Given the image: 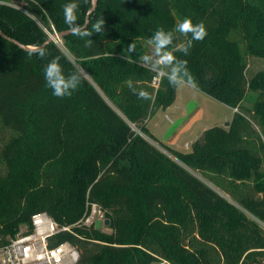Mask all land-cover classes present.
<instances>
[{
  "label": "trees",
  "instance_id": "obj_1",
  "mask_svg": "<svg viewBox=\"0 0 264 264\" xmlns=\"http://www.w3.org/2000/svg\"><path fill=\"white\" fill-rule=\"evenodd\" d=\"M69 2L25 5L39 22L63 31ZM77 2V23L87 17L92 35L66 33L64 45L121 113L57 43L46 41L32 16L0 4V29L30 46L0 34V242L29 226L35 212L71 225L87 201H96L110 232L74 226L76 235H59L79 248V264H264V228L245 213L264 223V67L247 77L245 59H264V0H95L89 12L92 0ZM177 18L207 29L188 55L173 49L190 36L176 33L168 49L188 61L200 90L233 107H242L249 91L256 96L243 108L250 115L235 111L227 127L206 128L189 150L160 144L243 210L131 125L151 138L149 117L174 99L176 88L166 78L153 82L156 74L140 57L151 54L154 32L174 30ZM100 19L104 28L95 33ZM54 57L65 75L81 76L69 97H54L47 86L44 69ZM129 79L152 99H138Z\"/></svg>",
  "mask_w": 264,
  "mask_h": 264
},
{
  "label": "clouds",
  "instance_id": "obj_2",
  "mask_svg": "<svg viewBox=\"0 0 264 264\" xmlns=\"http://www.w3.org/2000/svg\"><path fill=\"white\" fill-rule=\"evenodd\" d=\"M95 4V0H92ZM79 3L77 0H71L63 6L64 22L68 26L69 31L81 39H85L92 35L85 27L77 23ZM105 25L104 19L98 20L93 25V31L100 33ZM179 33L184 37H189L186 42L175 45L173 51H180L184 55L189 54V49L194 41H203L207 36V29L203 22L194 24L190 18H185L178 23L174 30L165 31L164 28L157 29L154 34L147 40V44L152 47L151 54H145L140 57L142 65L147 66L156 75L155 80L166 78L168 83L173 88L191 87L198 88V84L192 72L188 68V61L177 58L173 51L168 49L173 46L175 34ZM92 40H85V46L91 47ZM136 50V45L130 44L127 52L133 53ZM41 58L46 56V51L43 48H34ZM44 78L47 86L52 90V95L57 98L69 97L76 91L81 83V76L77 72L65 75L60 64L59 57H54L44 69ZM128 88L140 100L150 101L151 94L144 89L134 87L133 81L129 79L127 82Z\"/></svg>",
  "mask_w": 264,
  "mask_h": 264
},
{
  "label": "built area",
  "instance_id": "obj_3",
  "mask_svg": "<svg viewBox=\"0 0 264 264\" xmlns=\"http://www.w3.org/2000/svg\"><path fill=\"white\" fill-rule=\"evenodd\" d=\"M25 3L26 0H0V4L32 16L48 37L58 44L62 37L57 35L54 25L50 23L47 27L39 22L26 8ZM234 111H239L237 106H234ZM106 219L105 210L96 201H87L84 214L71 225H60L45 211L35 212L31 216L29 226L25 225L13 237L0 242V264H79V248L69 241H58L59 235L65 233L76 235L73 231L74 226L95 228L96 221H101V226L105 227L103 222Z\"/></svg>",
  "mask_w": 264,
  "mask_h": 264
},
{
  "label": "crops",
  "instance_id": "obj_4",
  "mask_svg": "<svg viewBox=\"0 0 264 264\" xmlns=\"http://www.w3.org/2000/svg\"><path fill=\"white\" fill-rule=\"evenodd\" d=\"M234 112L233 106L199 88H176L173 101L156 109L146 124L149 132L161 143L187 151L206 128L220 124L227 127Z\"/></svg>",
  "mask_w": 264,
  "mask_h": 264
},
{
  "label": "rangeland",
  "instance_id": "obj_5",
  "mask_svg": "<svg viewBox=\"0 0 264 264\" xmlns=\"http://www.w3.org/2000/svg\"><path fill=\"white\" fill-rule=\"evenodd\" d=\"M177 24L182 22V20H180L179 18H177ZM58 45L59 47L65 52V54L68 56V58L78 67L80 68L84 74L92 81V83L94 84V86L97 88V90L105 97V99L118 111L120 112V110L105 96V94L103 93V91L101 90V88L93 81V79H91V77L89 76V74L82 69V67L80 66L78 59L76 57L73 56L72 53L69 52V50L65 47L63 39L61 38V40H58ZM152 49V47H151ZM245 59H246V75L247 77H250L254 72H257L261 69H263L264 67V59L260 56L257 55H252L250 53H246L245 54ZM256 96V92H247L245 98L242 100L241 104L242 107H238V110L244 111L247 115H250V113L246 112L243 108L244 107H250L254 97ZM121 113V112H120ZM132 127L137 130V127L134 126L133 124H131ZM223 127H226L225 124H220ZM144 136L154 145H156L158 148H160L165 154L169 155L172 159H174L175 161L177 160L178 162H180V164H182L183 166H185L187 169H189L193 174H195L196 176H198L199 178H201L203 181H205L207 184L211 185L213 188H215L217 191H219L223 196H225L226 198H228V200H230L232 203H234L235 205H237L239 207V209L243 210V207L241 206V204H239L238 202H236L228 193L224 192L221 188H219L218 186H216L212 181H210L208 178H206V176H204L200 171L190 168L189 166L185 165L184 163H182L179 159L176 158V156L170 152L169 150H167L165 147H163L160 143L159 140H157L154 136H151V138L147 135L144 134ZM245 212V211H244ZM250 218H252L253 220H255L256 222H258L263 228H264V223H262L261 221H259L258 219H256L255 217H253L252 215L248 214L247 212H245ZM24 224L20 225V229L24 228ZM100 231H104V232H110V229L108 227H104L101 226L100 229H98ZM164 261L166 264H169L167 261Z\"/></svg>",
  "mask_w": 264,
  "mask_h": 264
},
{
  "label": "water",
  "instance_id": "obj_6",
  "mask_svg": "<svg viewBox=\"0 0 264 264\" xmlns=\"http://www.w3.org/2000/svg\"><path fill=\"white\" fill-rule=\"evenodd\" d=\"M95 8V4H93V2H92V5H91V7H90V9L88 10V12L90 11V10H92V9H94ZM87 22H88V18L86 17V19H85V22H84V24L82 25V27H84L86 24H87ZM70 31H69V29H66V30H63V31H57V35L59 36V37H63L66 33H69ZM0 34L2 35V36H4V37H6V38H8V39H10V40H12V41H14L15 43H18L20 46H22V47H25V48H30V46L29 45H24V44H22V43H20L19 41H17L16 39H14V38H12V37H9L7 34H5L1 29H0ZM48 40H51V38L50 37H48V39L46 40V41H48ZM44 44V43H43ZM137 131L140 133V134H142L143 136H144V133L143 132H141L139 129H137ZM145 137V136H144ZM146 138V137H145ZM177 161V160H176ZM178 162V161H177ZM180 163V162H179ZM182 165V164H181ZM104 225L105 226H109V219H106L104 222ZM100 227H101V221H96V223H95V228L98 230V229H100ZM157 264H166L164 261H161V262H159V263H157Z\"/></svg>",
  "mask_w": 264,
  "mask_h": 264
}]
</instances>
